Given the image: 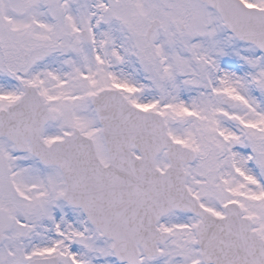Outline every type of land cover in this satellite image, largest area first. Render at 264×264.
Segmentation results:
<instances>
[{"label": "snow or ice", "instance_id": "obj_1", "mask_svg": "<svg viewBox=\"0 0 264 264\" xmlns=\"http://www.w3.org/2000/svg\"><path fill=\"white\" fill-rule=\"evenodd\" d=\"M0 264H264V0H0Z\"/></svg>", "mask_w": 264, "mask_h": 264}]
</instances>
